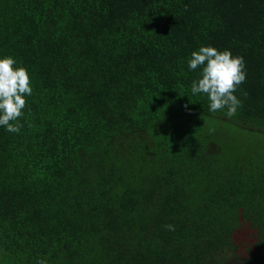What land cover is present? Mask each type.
I'll use <instances>...</instances> for the list:
<instances>
[{"label":"trees","instance_id":"obj_1","mask_svg":"<svg viewBox=\"0 0 264 264\" xmlns=\"http://www.w3.org/2000/svg\"><path fill=\"white\" fill-rule=\"evenodd\" d=\"M201 46L244 57L231 118L191 92ZM9 55L0 264H264V0H0Z\"/></svg>","mask_w":264,"mask_h":264},{"label":"clouds","instance_id":"obj_2","mask_svg":"<svg viewBox=\"0 0 264 264\" xmlns=\"http://www.w3.org/2000/svg\"><path fill=\"white\" fill-rule=\"evenodd\" d=\"M202 67L198 80L191 85L193 94H205L210 102L209 111L227 109L229 118L236 115L242 101L235 95L247 78L246 62L243 56L233 55L231 50L223 51L213 46H201L191 53L188 68ZM31 76L27 67L17 66L12 56L0 58V126L8 132L19 133L23 128L20 118L27 107L26 98L32 95ZM168 230L175 226L168 224ZM38 264H47L41 259Z\"/></svg>","mask_w":264,"mask_h":264}]
</instances>
